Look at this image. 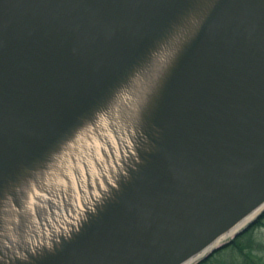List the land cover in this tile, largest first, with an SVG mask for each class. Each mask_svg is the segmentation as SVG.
<instances>
[{
    "label": "water",
    "instance_id": "obj_1",
    "mask_svg": "<svg viewBox=\"0 0 264 264\" xmlns=\"http://www.w3.org/2000/svg\"><path fill=\"white\" fill-rule=\"evenodd\" d=\"M98 120L120 142L113 158L79 139ZM153 123L122 177L118 159ZM102 149L117 169L78 232L41 241L31 220L13 242L8 227L76 191L61 169L73 153L78 167ZM263 212L264 0H0V264H197Z\"/></svg>",
    "mask_w": 264,
    "mask_h": 264
},
{
    "label": "rangeland",
    "instance_id": "obj_2",
    "mask_svg": "<svg viewBox=\"0 0 264 264\" xmlns=\"http://www.w3.org/2000/svg\"><path fill=\"white\" fill-rule=\"evenodd\" d=\"M108 132H109L110 141L112 142V144L114 143L116 144L115 149H113L114 151L113 150L112 151L118 152L119 144H117L116 142L117 140L115 137V133L111 129H109ZM111 149L112 148L109 146L108 147L109 155L110 157L113 158L114 157L112 156L113 153L112 154L110 153ZM95 156L98 159V160H95V162H98V164L93 163L94 160H90L89 164L88 163L84 164V162H82V164H79L78 167H76V164L74 163H76V161H78V159L80 158H79L78 153L77 154L73 153L70 161H68L63 166H61L62 167L61 169L65 177H68V178L70 177L73 183L72 189L75 188L76 191L71 194L70 190H68L65 187L63 188V192H61L60 194L64 193V196H66V193L68 191L67 196H66L67 197L66 202L63 200L64 198L62 196L59 197L60 200H58L57 202L52 197H49L48 198L49 200L47 202H50V203L45 202L44 204L38 205V207L35 210L33 208L32 213H31L32 218L29 220V218L26 217L27 220L25 221L23 220L25 226H23L22 228L24 229V232L22 231L19 232V234L22 235V237H20L18 233L15 235L13 232H10L9 231L10 227H8L9 228L8 236L12 239L13 242L21 241L22 240L21 238L26 240L25 236H28L30 239V236L26 235V233L30 231L27 229H29L28 227L31 225L30 224L31 220L34 221L35 227L36 226L38 227V229L36 228V230H40V232L37 233V238L35 239H41L43 236H46L47 234H48L47 235L48 237H49V234L51 235L50 227H53L54 228L53 230H60L63 227L66 228V223L69 222V219L71 221V218H74L76 222V220H78L83 213L85 214L87 209H85L84 206L94 208V205L96 204L95 200H101L103 197V192H102L103 189L100 190L99 187L101 186L102 188L106 187L105 183L103 182V178H101V174H105V172H108L109 170L117 169V167L115 166L116 164H114V160L111 158L109 159V157L105 155L103 149L100 150L99 153H95ZM84 166L86 168L85 172L84 170H82ZM71 167L73 169H71ZM64 183L66 184V186L70 185L67 179L64 181ZM76 192H77V195H74L76 194ZM55 202L57 203V205ZM51 203H55L53 204V207H51ZM84 203H86L87 205H85ZM37 210L44 211V214H46V218L50 220V223H49L50 226L46 227V230L44 229V226L41 223V219L39 218L37 214ZM20 222L21 221L19 218L17 224H20ZM244 228H246V226ZM253 237L256 243H264V227L256 229L253 232ZM233 238L235 237L232 236L228 238L226 241L222 242L221 244H224L232 240ZM41 241L43 240L41 239ZM235 260H236V256H235Z\"/></svg>",
    "mask_w": 264,
    "mask_h": 264
},
{
    "label": "bare ground",
    "instance_id": "obj_3",
    "mask_svg": "<svg viewBox=\"0 0 264 264\" xmlns=\"http://www.w3.org/2000/svg\"><path fill=\"white\" fill-rule=\"evenodd\" d=\"M201 19L200 20H197L195 24H193V26H184L183 30H182V36H181V40L183 42H180L179 46H178V49L177 51L180 50V48L183 46V43L186 42L188 40V37L192 36L194 34V31L197 32L198 30V27L200 26L201 24ZM196 29V30H195ZM169 44V43H168ZM159 67H162V65H160ZM144 95V94H143ZM145 97V95H144ZM118 103L119 101H117L113 107L114 108H118ZM124 107L128 108V106L126 105V103L123 104ZM113 108V109H114ZM123 107H119L117 110H121ZM113 111V110H111ZM122 111V110H121ZM109 113V121L111 120V127L115 129H120V126L117 122V117H116V111L114 112V114H111L110 111H107ZM113 119V120H112ZM115 121V122H114ZM97 125L96 128H98V130L96 131L97 133L94 134L92 132V128H83L80 130V133H79V139L83 140V139H87V140H90L88 141L89 143L91 142L92 144L89 145L90 148L91 147H100V146H103V149H106V147L110 146L112 149H115V143L112 144V142L110 141V137H109V133L107 131V129H102L103 128V124L101 123V121L99 122V120L96 122ZM94 126V127H95ZM90 132V133H89ZM158 135H159V131L158 129L156 128V125H154V123L152 124V126L149 127V129H144V131H140V132H137L135 138L136 139H133L132 141L134 142V148H131V145L129 146V149H128V153L130 156H124L121 158V159H118L120 160L121 162L124 163V167H121V170L119 169V171L121 172V176L125 177V175H127L128 173V170L131 171V169H135L134 172H136L139 168V165H138V161H136V158L137 157H143V153H144V149H145V153H147V151L149 150L150 146H151V142H153L155 139L158 138ZM120 144V142H118ZM83 149H85V146H82ZM128 148V147H127ZM126 148V149H127ZM138 148H140V152H141V148H143V151L137 155V150ZM131 152H133V154L136 156V158H134L132 155H131ZM77 195V193L75 194ZM106 198H111L110 196L106 197ZM106 198H104V203H106V205L108 203H110V199L106 200ZM84 200V199H83ZM82 200V201H83ZM102 201V202H103ZM101 205V203L99 204ZM89 209V208H88ZM256 216V215H255ZM255 216L249 218L248 220H246L244 223L238 225L232 232L230 235H234L235 232L239 231L240 229H242L249 221H251ZM71 218V217H70ZM45 219V218H44ZM46 220V219H45ZM82 219H78L74 220V218H71V221L69 219V222L66 223V228L63 227L62 229L60 230H54V232H51V236L49 238H51V242L53 243H56L57 241L61 240V239H58L59 237L56 236V234H62V235H65V239H70L71 237H73L77 232H78V229L79 226H82ZM53 231V230H52ZM50 242V240H49ZM52 245V244H51ZM50 245V246H51Z\"/></svg>",
    "mask_w": 264,
    "mask_h": 264
},
{
    "label": "trees",
    "instance_id": "obj_4",
    "mask_svg": "<svg viewBox=\"0 0 264 264\" xmlns=\"http://www.w3.org/2000/svg\"><path fill=\"white\" fill-rule=\"evenodd\" d=\"M263 227L264 213L232 241L198 264H264V243H256L253 237V232Z\"/></svg>",
    "mask_w": 264,
    "mask_h": 264
}]
</instances>
